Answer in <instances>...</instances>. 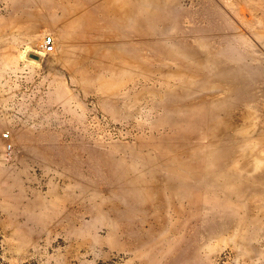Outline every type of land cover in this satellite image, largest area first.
Instances as JSON below:
<instances>
[{"label":"rangeland","instance_id":"374dc122","mask_svg":"<svg viewBox=\"0 0 264 264\" xmlns=\"http://www.w3.org/2000/svg\"><path fill=\"white\" fill-rule=\"evenodd\" d=\"M263 102L264 0H0V264H264Z\"/></svg>","mask_w":264,"mask_h":264},{"label":"built area","instance_id":"2783aa9c","mask_svg":"<svg viewBox=\"0 0 264 264\" xmlns=\"http://www.w3.org/2000/svg\"><path fill=\"white\" fill-rule=\"evenodd\" d=\"M40 53L41 54H50L55 51V40L52 35H47L43 38L40 44ZM4 137H8V134H3ZM11 145H7V149H10Z\"/></svg>","mask_w":264,"mask_h":264},{"label":"bare ground","instance_id":"6f19581e","mask_svg":"<svg viewBox=\"0 0 264 264\" xmlns=\"http://www.w3.org/2000/svg\"><path fill=\"white\" fill-rule=\"evenodd\" d=\"M83 4L85 5L86 4V2H83ZM41 17V16H40ZM70 22H69V27H68V35L66 36V38H65V40L66 41H70V43L72 44V42L75 40V34H74V25H73V19L72 18H70V20H69ZM263 104H264V102H263ZM243 118H247V116L245 115V116H242L241 118H239V119H243ZM242 128L240 129V132L242 133Z\"/></svg>","mask_w":264,"mask_h":264},{"label":"water","instance_id":"95a60500","mask_svg":"<svg viewBox=\"0 0 264 264\" xmlns=\"http://www.w3.org/2000/svg\"><path fill=\"white\" fill-rule=\"evenodd\" d=\"M34 57H36V56H34Z\"/></svg>","mask_w":264,"mask_h":264}]
</instances>
